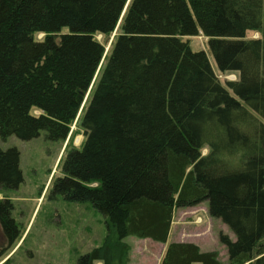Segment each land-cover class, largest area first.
Returning a JSON list of instances; mask_svg holds the SVG:
<instances>
[{"label": "trees", "instance_id": "1", "mask_svg": "<svg viewBox=\"0 0 264 264\" xmlns=\"http://www.w3.org/2000/svg\"><path fill=\"white\" fill-rule=\"evenodd\" d=\"M114 31L105 54L96 35ZM199 34L236 80L191 50ZM82 103L53 192L90 202L106 233L77 264H130L129 236L164 243L159 264H264V0H0V137L64 141ZM22 181L0 148V187ZM201 202L234 234L225 262L167 242L174 209ZM12 210L0 199L8 244Z\"/></svg>", "mask_w": 264, "mask_h": 264}, {"label": "rangeland", "instance_id": "2", "mask_svg": "<svg viewBox=\"0 0 264 264\" xmlns=\"http://www.w3.org/2000/svg\"><path fill=\"white\" fill-rule=\"evenodd\" d=\"M115 33L108 37L96 35L105 45V54ZM259 36L254 31L245 34L246 39ZM41 37V34L37 36ZM187 39L191 50L206 52L223 85L228 80L238 78L237 72L218 71L212 54L207 51L206 37L199 34ZM84 103L64 141L47 139L44 130L30 140H21L14 135L0 137L1 149L14 147L19 151V167L23 177V181L14 189L0 187V198H8L13 204L12 217L19 229L17 239L8 244L0 227V264H77L81 255L103 240L106 233L104 218L90 202H71L53 192L52 180L60 175L58 163L65 148L82 143L83 131L78 120ZM206 153L207 148H204L202 154ZM170 228V242L175 240L174 237L182 236L183 241L200 246L201 251L216 250L220 261L227 260L226 248L220 243L219 234H226L232 240L234 234L220 219L208 214L206 202L175 208ZM125 241L130 245V264H159L164 253L162 250H165L163 245L166 246L134 236L127 237Z\"/></svg>", "mask_w": 264, "mask_h": 264}, {"label": "crops", "instance_id": "3", "mask_svg": "<svg viewBox=\"0 0 264 264\" xmlns=\"http://www.w3.org/2000/svg\"><path fill=\"white\" fill-rule=\"evenodd\" d=\"M171 229L172 228H170V231H169V234H168V238H167V242H170V234H171ZM174 239L175 240H172L173 242L174 241H183L182 240V236H178V237H174ZM194 242V241H193ZM156 243H158V242H156ZM163 247H165L164 245H163ZM200 247V246H199ZM164 250H162V252H163ZM163 254V253H162ZM160 259H161V257H160ZM97 264H101L100 262H98Z\"/></svg>", "mask_w": 264, "mask_h": 264}, {"label": "flooded vegetation", "instance_id": "4", "mask_svg": "<svg viewBox=\"0 0 264 264\" xmlns=\"http://www.w3.org/2000/svg\"><path fill=\"white\" fill-rule=\"evenodd\" d=\"M1 199V198H0ZM2 199H4V198H2ZM14 219V218H13ZM7 240V239H6Z\"/></svg>", "mask_w": 264, "mask_h": 264}]
</instances>
